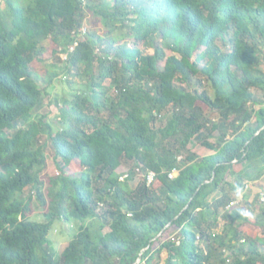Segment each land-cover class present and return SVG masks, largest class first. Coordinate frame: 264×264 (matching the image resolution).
Segmentation results:
<instances>
[{
  "label": "trees",
  "instance_id": "trees-1",
  "mask_svg": "<svg viewBox=\"0 0 264 264\" xmlns=\"http://www.w3.org/2000/svg\"><path fill=\"white\" fill-rule=\"evenodd\" d=\"M87 14L102 33L82 31ZM47 39L62 66L42 78L68 86L58 125L32 114ZM263 175L264 0L0 3V264H264ZM247 181L260 192L232 215ZM59 221L77 226L58 252Z\"/></svg>",
  "mask_w": 264,
  "mask_h": 264
},
{
  "label": "rangeland",
  "instance_id": "rangeland-1",
  "mask_svg": "<svg viewBox=\"0 0 264 264\" xmlns=\"http://www.w3.org/2000/svg\"><path fill=\"white\" fill-rule=\"evenodd\" d=\"M110 3L113 2V0H107ZM2 2V0H0V3ZM83 30H88V29H94L96 28L98 33H102L104 30L99 29L100 28V21L95 18L92 17L91 15L87 14L84 18V22L82 25ZM116 38L118 42H121L123 40L120 39L119 34L121 33V29H115L112 32ZM56 49V45L50 41V39H47L43 42V48H42V60H33L30 64L31 68L34 71V74L38 77L39 79V85L42 88V92H41V96L39 99L38 104L32 109V114L36 115V116H44L45 119L50 120L51 122H53L54 124L58 125L59 123V108L60 105H57V102H60V98L64 95H66L68 86L66 85V83L61 82V81H56L55 82V87L53 89H51L49 86H47L46 82L43 80L42 76L45 74L46 70L49 67L52 66H58V68L60 69V67L62 66L61 62H59L60 60H57L55 58V54H53V50ZM149 51H151V49H149ZM172 52L170 50L164 49V56L162 59L159 60V66L162 67L164 64V60L166 58V56L170 55ZM65 55L61 54V58L64 59ZM63 63V62H62ZM204 89L208 92V94L213 97L214 96V89L212 88L210 83H205L204 84ZM57 101V102H56ZM216 136L217 133H214V136H210L208 138L209 141H216ZM202 137V136H201ZM188 147L190 148V150L195 153L196 155H206V154H210L212 153L211 149H208L207 147L203 146L199 140L197 138H193L189 141L188 143ZM51 152L48 151V156H47V164L45 166V169H43L40 173V177L41 179L46 182V176L48 174L51 173H55V167L52 163V159L50 157ZM128 168L127 164H121L119 165L116 170L115 173L119 174V173H124ZM80 171V166L76 161H72L65 169V173L67 175H71V176H76L79 174ZM176 172H173V175ZM125 175H122L120 178L123 179ZM150 176V174H149ZM149 176L147 178L148 183H149ZM142 179V175L141 174H137L134 179H132L130 181L131 186H135L139 181H141ZM264 184V175L261 177V181L259 183ZM247 185L244 186L243 190L238 191L237 192H231L232 195H235L234 200H233V205L232 207H229V211L232 215H237V214H241L244 210V206L243 204H236L237 202L240 201V199L242 198V195L244 193V191L249 190V197H248V201H251V199L253 198L254 194L257 192H260L259 187L257 186L256 182H253L252 184L250 182H246ZM45 188V185H44ZM263 195V194H262ZM264 198V197H262ZM261 198V199H262ZM236 204V205H234ZM34 212L35 214L40 213V211L42 210L39 205L34 204ZM70 226L76 228L77 224H75V222H73V225H71V223L69 221H60L57 223V225H55V228L52 229L51 231V237L54 243L55 248L59 251H61L63 249V247L66 245V243L68 242L69 239V231ZM246 226H244V229ZM73 228V229H74ZM214 228L216 230H220L221 225L219 223H217L216 225H214ZM248 228V227H247ZM251 230V228H250ZM247 231V230H246ZM176 234V230L173 226H167L165 229H163V231H161L158 235H157V239L159 240H165L168 239L172 236H174ZM156 245H154L155 247ZM165 257V253H162L161 255V262L163 263V259Z\"/></svg>",
  "mask_w": 264,
  "mask_h": 264
},
{
  "label": "built area",
  "instance_id": "built-area-1",
  "mask_svg": "<svg viewBox=\"0 0 264 264\" xmlns=\"http://www.w3.org/2000/svg\"><path fill=\"white\" fill-rule=\"evenodd\" d=\"M173 172H174V171H173ZM173 172H171V173L169 174V176H173ZM149 174H150V176L148 175V176H149V180H151L152 177H153V173H149ZM231 204H233V202H231L230 205H231Z\"/></svg>",
  "mask_w": 264,
  "mask_h": 264
},
{
  "label": "clouds",
  "instance_id": "clouds-1",
  "mask_svg": "<svg viewBox=\"0 0 264 264\" xmlns=\"http://www.w3.org/2000/svg\"><path fill=\"white\" fill-rule=\"evenodd\" d=\"M176 174V173H175ZM149 175V174H148ZM153 178V177H152ZM152 180V179H151ZM151 180H149V182L151 181ZM233 202V201H232ZM235 205V204H234ZM233 205H228V207L227 208H229V207H232ZM60 222V221H59ZM58 223V222H57ZM57 223L55 224V225H57Z\"/></svg>",
  "mask_w": 264,
  "mask_h": 264
}]
</instances>
